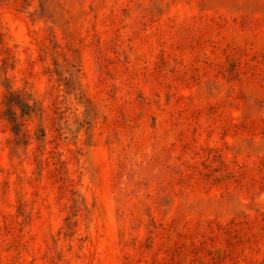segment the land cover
<instances>
[{"label":"rangeland","instance_id":"374dc122","mask_svg":"<svg viewBox=\"0 0 264 264\" xmlns=\"http://www.w3.org/2000/svg\"><path fill=\"white\" fill-rule=\"evenodd\" d=\"M0 264H264V0H0Z\"/></svg>","mask_w":264,"mask_h":264},{"label":"trees","instance_id":"16d2710c","mask_svg":"<svg viewBox=\"0 0 264 264\" xmlns=\"http://www.w3.org/2000/svg\"><path fill=\"white\" fill-rule=\"evenodd\" d=\"M234 177H235L234 174H228V175L225 176L226 179H231V178H234ZM222 181H223V180L216 181V182L219 183V182H222Z\"/></svg>","mask_w":264,"mask_h":264}]
</instances>
